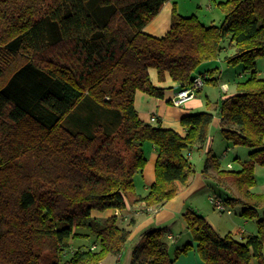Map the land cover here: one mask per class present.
I'll use <instances>...</instances> for the list:
<instances>
[{
	"label": "trees",
	"instance_id": "16d2710c",
	"mask_svg": "<svg viewBox=\"0 0 264 264\" xmlns=\"http://www.w3.org/2000/svg\"><path fill=\"white\" fill-rule=\"evenodd\" d=\"M168 0H0V264H101L120 255L136 219L97 216L109 209L157 211L197 174L189 155L205 149L202 174L231 182L257 234L220 235L199 212L183 213L203 264H264V192H256V166L264 165V0H224L220 24L173 8L162 36L145 31ZM225 56L241 65L233 94L217 105L222 132L234 145L252 148L238 170L212 154L209 110L183 116L184 133L139 116L137 91L163 98L153 82L170 75L180 91L198 77L218 85V67L203 63ZM179 91V92H180ZM157 149L155 180L136 193L135 176ZM227 149H230L228 146ZM164 226L149 227L133 247L131 264H175ZM94 235V236H92ZM89 247L62 262L73 241ZM84 242V241H82ZM89 243V244H90ZM193 246L185 243L177 256Z\"/></svg>",
	"mask_w": 264,
	"mask_h": 264
},
{
	"label": "crops",
	"instance_id": "0c3cea01",
	"mask_svg": "<svg viewBox=\"0 0 264 264\" xmlns=\"http://www.w3.org/2000/svg\"><path fill=\"white\" fill-rule=\"evenodd\" d=\"M224 0H189V2L184 0H168L163 5L160 13L147 24L145 27V31L153 34L155 36H162L167 33L170 29L173 15V8L176 5L177 11L184 16H190L195 14L199 17V19L206 25L215 24V18L212 16L214 12V5ZM214 3V5H213ZM204 6L206 8L204 9ZM223 17V16H222ZM224 18V17H223ZM222 18V19H223ZM229 51V52H228ZM223 52H227V54H222ZM220 57L216 60L207 61L202 64L200 67L201 70L207 71L212 68L218 67L221 72L219 73V84L218 85H203L202 89L197 93L196 96L188 99L181 105H175L173 103V98L177 97V94L180 91V87L177 82H174L170 75H166V79L164 81L158 80L157 70L151 69V77L153 82L162 87H166L165 96L163 98L152 96L144 91H137L135 97V107L139 113L141 119L146 122H151V115H157V120L154 121V124H161L163 127L174 128L177 131L184 133V128L181 124V119L184 115L189 113H194L198 111L209 110L214 113V119L212 127L214 128H223L222 118L217 113V105L222 100L225 95L233 94L237 89V81L240 79H236L231 77L230 71L231 66L228 65L225 61V56L231 55L234 53V48L229 46L228 49L223 51ZM237 66V65H236ZM235 68V66H233ZM260 76H262L259 73ZM242 72L239 73L238 78H242ZM232 86H235L236 89L232 90ZM152 123V124H153ZM235 146V145H234ZM231 148V146H229ZM145 153L147 155V165L142 172H139L135 176V184H136V193L138 195H146L149 191V187L155 180V165L158 157L157 149L153 145L152 142H146L144 145ZM198 148H194L189 157L193 161V151ZM202 150V149H201ZM249 151V159H250ZM151 155V157H149ZM248 159V160H249ZM246 161V160H245ZM207 159L204 162L203 167L201 169L196 168L197 174L190 178L189 185L183 189L175 198L167 202L165 205L160 207L157 211L149 210H139L136 207H132L130 204L123 209H109L105 212L95 213L97 216H110V215H118L122 217L124 220L123 223L126 224L128 220L131 218H135V225L132 227V236L130 238L133 241V247L141 238V235L144 230L149 227L156 226H164L169 230V234L167 235L168 243L173 246L176 244L177 247L183 246L189 240H191V233L186 228V225H181V228L184 229L186 234H189V240H183V230L176 232L175 228L179 226L178 221H174L180 214L183 216V213L186 211L185 205L188 201H191L194 196H197L201 191H203L207 185L210 183L209 179L205 178L202 174V171L205 168ZM244 162V161H243ZM196 167V166H195ZM224 167V166H223ZM257 167V166H256ZM226 168V167H224ZM229 168V166H228ZM219 186L225 190L227 193L226 198L229 195L237 196V192L231 182L224 181V185L219 183ZM256 192H264V186L259 187L258 184L253 188ZM217 195L222 197L218 192ZM226 198L222 199L224 202L231 207L232 213H227L220 211L221 213L231 214L232 217L223 218V215H212L209 214L203 215L207 221L213 226L217 233L220 235H225L228 232L235 234L239 231L240 227H248L246 228L245 236L249 234H257L258 226L255 220H249L242 215V208H240L239 213L236 212L234 206L228 204L226 202ZM198 203V199H197ZM131 215V216H130ZM169 223V225H167ZM244 225H241V224ZM227 226L226 228H223ZM223 228V232L222 229ZM245 231V230H244ZM242 233V232H241ZM197 243V242H196ZM171 246V251L173 250ZM176 249V248H175ZM174 249V250H175ZM133 251V250H132ZM171 254V253H170ZM263 255H264V246H263ZM196 256V254H195ZM120 256L117 257L119 260ZM189 258V262L192 260V251L187 256ZM200 260V259H199ZM203 259L200 260V264H203ZM108 264V263H107ZM177 264V263H175Z\"/></svg>",
	"mask_w": 264,
	"mask_h": 264
},
{
	"label": "rangeland",
	"instance_id": "374dc122",
	"mask_svg": "<svg viewBox=\"0 0 264 264\" xmlns=\"http://www.w3.org/2000/svg\"><path fill=\"white\" fill-rule=\"evenodd\" d=\"M189 2V0H184ZM196 1V0H195ZM214 5V3H213ZM206 6H204V9ZM212 16L215 18V24H220L224 20V13L222 12L221 8L217 5V3L214 5V12L212 13ZM223 16V17H222ZM223 18V19H222ZM229 52V51H228ZM222 54H227V52H223ZM258 71L261 75H264V57L259 58L258 64H257ZM240 72H243V68L241 65L231 66L230 75L231 77H234L236 79L238 78V75ZM236 87L232 86V90H235ZM153 123V122H152ZM154 124V123H153ZM213 124V122H212ZM212 124L210 126L209 130V145L212 148V154L215 155L221 162L222 166L228 168V164L230 163L232 167L229 169L238 170L242 167L243 161L249 159V151L252 150V148L248 146L243 145H235L225 138L222 129L221 128H213ZM156 125V124H155ZM228 146H231L230 149H227ZM192 155V153H191ZM193 164L196 166L195 168L201 169V166L203 167L205 160L207 159V153L205 149H196L193 151ZM151 157V155H149ZM210 183L207 185V187L201 191L197 196H194V198L191 201H188L185 205V209H193L201 212V214L205 215L209 214L210 216L214 215H223V218H229L232 217L231 214L227 213H221L218 209L214 207V204L210 202V195L220 194L223 198H226L227 193L219 184L214 183L213 180L209 177ZM256 181L259 187L264 186V165L258 164L256 167ZM221 197V198H222ZM198 199V203H197ZM240 206L236 205L235 209L236 212L239 213ZM131 216V215H130ZM207 218V217H206ZM123 219V218H122ZM250 220V219H249ZM124 221V220H122ZM129 221V220H128ZM174 221L179 222V226L175 228L176 232H179L183 230L182 236L184 241L189 240V234H186L183 228H181V225H186V222L183 218V216L180 214ZM128 223V222H127ZM126 223V224H127ZM169 225V223L167 224ZM241 225H244L243 223ZM227 226H224L223 228H226ZM223 228L221 229L223 232ZM246 228L248 227H240L239 231L234 234V236L238 239H242L243 235H245ZM245 230V231H244ZM244 231V232H243ZM242 232V233H241ZM94 236V235H92ZM168 241L167 237H165ZM93 240L92 237L82 239L79 241H73L72 246L70 249L66 250L62 256V262H64L66 259H68L73 253H75L78 250H84L87 247H89L92 243H90ZM140 240V239H139ZM192 241H188L187 243L191 242L193 246L189 249L187 252H182L177 256V249L179 247L176 246V244L170 245L169 243V251L171 253V256L173 258H176L175 263L177 264H200V260H202V257L197 249V243L193 240V237L191 236ZM84 241V242H82ZM90 243V244H89ZM133 241L129 240L124 248V250L121 252L120 255H109L107 258L101 263V264H131L132 261V250H133ZM137 244V243H136ZM172 246V251H171ZM181 247V246H180ZM176 248V249H175ZM175 249V250H174ZM192 251V261L189 262V258L187 256ZM196 254V256H195ZM120 256L119 260L117 257ZM200 259V260H199ZM253 264H257V261L254 260Z\"/></svg>",
	"mask_w": 264,
	"mask_h": 264
},
{
	"label": "built area",
	"instance_id": "2783aa9c",
	"mask_svg": "<svg viewBox=\"0 0 264 264\" xmlns=\"http://www.w3.org/2000/svg\"><path fill=\"white\" fill-rule=\"evenodd\" d=\"M204 85V80L202 77H198L195 79L194 83L192 86L181 90L176 98H173V103L175 105H181L188 99L194 97L197 95V93L202 89ZM151 122H154L157 120V115L153 114L150 117ZM229 167H232V165L229 163ZM210 202L214 204V207L218 209L219 211L227 212V213H232L231 207H229L224 200L217 194L210 195L209 197ZM244 232V231H243Z\"/></svg>",
	"mask_w": 264,
	"mask_h": 264
}]
</instances>
